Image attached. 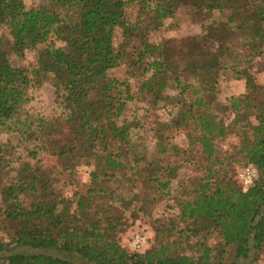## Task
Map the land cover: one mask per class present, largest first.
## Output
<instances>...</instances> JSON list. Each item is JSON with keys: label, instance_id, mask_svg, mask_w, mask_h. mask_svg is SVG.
I'll use <instances>...</instances> for the list:
<instances>
[{"label": "trees", "instance_id": "trees-1", "mask_svg": "<svg viewBox=\"0 0 264 264\" xmlns=\"http://www.w3.org/2000/svg\"><path fill=\"white\" fill-rule=\"evenodd\" d=\"M43 1L26 9L23 0H0V28L8 32L12 52H37L31 70L17 68L0 38V131L17 135L20 145L31 138L37 141L35 148L42 143L59 170L26 163L16 178L0 183V226L8 228L10 243L21 249L0 256V264H219L229 247L234 262L256 263L264 255V84L255 83L252 70L254 60H264V0ZM128 6L136 9L133 22L126 20ZM180 14L197 34L151 42L152 33ZM48 38L63 47L39 48ZM124 62L145 76L138 93L148 106H157L168 91L176 94L169 104L174 116L152 132L156 161L141 164L136 158L131 135L138 126L134 118L131 123L125 118L135 99L126 81L107 76ZM233 80L244 81L243 94L220 100L221 88ZM47 82L58 92L55 103L63 111L59 123L41 114L29 116L26 109L29 86ZM185 129L187 144L179 149L171 131ZM28 131L41 136H26ZM52 131L59 136H48ZM231 136L239 139L241 168L257 170L246 191L236 174L232 182L215 169L218 146ZM9 145H0V169L5 157L20 156L15 147L4 153ZM142 150L145 154L144 146ZM192 152L202 158V176L174 185L178 167L167 160L185 156L186 162ZM29 157L33 161L35 154ZM79 163L96 169L84 195L73 192L67 198L52 173L71 172ZM117 174L133 190L130 208L172 201L176 219L191 226L190 236L181 230L179 237L216 235L217 255L200 240L198 251L181 253L177 247L186 243L180 238L160 240L139 253L122 248L116 239L123 230L119 219L95 201L99 194L112 193L93 188ZM135 189L141 191L136 194ZM4 247L0 241V250Z\"/></svg>", "mask_w": 264, "mask_h": 264}, {"label": "rangeland", "instance_id": "rangeland-1", "mask_svg": "<svg viewBox=\"0 0 264 264\" xmlns=\"http://www.w3.org/2000/svg\"><path fill=\"white\" fill-rule=\"evenodd\" d=\"M23 3L26 9H32L40 4H43L44 1L23 0ZM135 13L136 9L132 8V6H128V16L126 20L128 22H133ZM183 17L184 16L180 14L175 20H166L163 23L160 31L151 34V42L157 44L168 39L179 41L183 38L195 35L197 31L196 28H194L191 24L188 25V21H185ZM215 17L216 19L220 18L218 15H215ZM0 38L4 43V49L8 53L10 62L13 66L28 70H31L35 66L37 54L36 51H24L19 55H15L11 50V39L8 35V32L3 27L0 28ZM120 43V30L116 28L114 34V46L118 48ZM185 44L186 42L177 44V47L181 49L185 46ZM49 45H52L55 48L63 47L62 43L55 41L53 38H48L43 45L39 46V48ZM148 68H154V64L152 63V61L149 62ZM107 76L110 79H115L120 82L126 81L130 87L131 94L135 99V101L127 105L125 118L130 123L133 122L129 121L130 118H134V122L138 126L137 132L133 131L131 135L133 140L132 144H136L137 148L135 150L139 152L137 153L138 155H136V158L140 160L139 162L141 164H144L145 161L158 160L156 155L155 142L154 140H152V132H154V130L159 128L160 126H164L165 123H167L172 118V116H174L176 111L172 109L169 104H172L176 100V94L168 91L167 96H164L161 100H159L157 106H148L146 102L142 100L138 93L139 86L145 79V76L142 77L139 71H135L133 68L129 67L126 62H124L116 68L108 71ZM253 77L254 80H256L255 76ZM238 91L239 88L234 87V92L236 93ZM26 95L30 99V103L26 108L28 110L29 116L41 114L47 121L51 122L52 124L59 123L61 121V115L63 111L55 103L58 92L50 82L41 84L40 86H29L26 91ZM51 126L53 128L57 127L54 125ZM186 131L187 129H185L184 132L171 131L172 136H175L174 143L176 144V146H178L179 149H185L186 147ZM188 132H190V130ZM45 134H47V132H45ZM14 136L17 135L7 134L4 132V130L0 131V145H5L7 142L9 144L11 143V146L9 145V149L4 151V153L8 154V152L14 149V147L15 149L21 150H17V152H20L19 157H12V160L8 157H5L4 164H2L5 167H3V169H0V183L3 184L10 179L16 178L18 173L22 170L23 165L26 163L34 164L35 162H37L41 168H45L48 171L52 170V168H59L55 167L57 165L56 160L47 156L45 153V149H43L44 152L42 151V148H44V145L42 143L39 144L40 148H35V144L37 143V141H34V139L31 138L28 144L24 143L20 145L17 143L18 140L16 141V138ZM26 136L41 135H29L28 131ZM48 136H59V134L52 131ZM238 144V137L231 136L227 140V142L222 143L218 146L219 150L216 156L219 166L217 165L215 169L218 170V168H220L221 177L227 178L229 181L232 180V182L233 179L235 180V174L237 170H239L243 165V163L241 162V158L236 153ZM143 146L146 149L145 154H143ZM30 153L35 154V159H32L33 161H30ZM196 155L197 153L194 154L192 152V154H190L191 157H189L190 160H187L186 162V159L184 160V158H186L185 156H174L167 160L171 165H176L178 167V177L175 179L174 185L180 184L181 182L186 181L189 178L194 179L202 176V158ZM159 160H161V158H159ZM94 169H96V165L87 167L84 166L83 163H79L71 172L59 173L55 171L52 174H54L55 180H57V187L59 188V190L64 193V196H66L67 198H71L73 192H78L82 196L84 195L86 188L89 186L91 181L89 174ZM115 178V180L111 178L101 182H95L93 184V188L97 190L104 189V193H106V191L112 193L111 195L107 194L104 197L99 194V196L95 198V201H97V204L104 203L105 206L109 208V215L115 216L119 219L123 230L116 235V239L118 240L117 242H119L122 248L125 249L124 244L128 240L129 236L135 230H139L148 239V249L156 247L160 240L168 239L169 241H174L172 239L178 240L180 238L183 239V243H186L177 247V250L181 253L190 254L191 252L198 251L196 248L199 247V244H196V242H198L197 240H200V243L204 242L205 246L211 247L213 256L217 255V251L219 249V239L216 235H212L211 237H206L205 235H202V237H200L197 235L189 239L179 237L178 232L181 230L184 231V235L190 236L188 230H191V226L176 219L177 212L171 207L173 206L172 201L163 199V201H161L153 208L141 206L139 207V209H132L128 204V198L130 197V194L133 190H129L126 180L119 177L118 174ZM140 191L141 189L136 190V194H138V192ZM127 205L128 208H126ZM71 209L72 208H70V211ZM3 226L4 225L0 226V241L5 247L4 249L0 250V256L11 250L12 252L21 251V249H18V247H15L14 244L10 243L11 232L8 231V228L6 227H4L5 229L3 230ZM1 228L3 231H1ZM257 259L258 261L254 264H264V255H259ZM219 264H251V262L250 260L244 262H234L233 249L229 247L224 250Z\"/></svg>", "mask_w": 264, "mask_h": 264}, {"label": "built area", "instance_id": "built-area-1", "mask_svg": "<svg viewBox=\"0 0 264 264\" xmlns=\"http://www.w3.org/2000/svg\"><path fill=\"white\" fill-rule=\"evenodd\" d=\"M257 178V170L253 166H246L237 170L236 182L242 191L252 187ZM147 237L139 230L134 231L124 244L125 249L131 253L144 251L147 246Z\"/></svg>", "mask_w": 264, "mask_h": 264}, {"label": "crops", "instance_id": "crops-1", "mask_svg": "<svg viewBox=\"0 0 264 264\" xmlns=\"http://www.w3.org/2000/svg\"><path fill=\"white\" fill-rule=\"evenodd\" d=\"M253 64H254V68L252 70V75L255 76L256 83L257 84H264V60L258 58L256 60H254ZM234 87H236V88L238 87L239 91L235 93ZM221 89L222 90H221V93L219 95L220 100L224 99V97L241 95L244 92V81H242V80L230 81L229 83L226 84V86H223Z\"/></svg>", "mask_w": 264, "mask_h": 264}]
</instances>
